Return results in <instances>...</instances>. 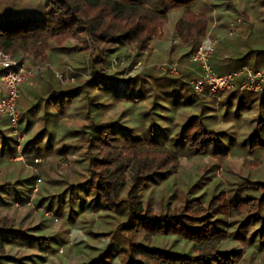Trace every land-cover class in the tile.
Segmentation results:
<instances>
[{
	"label": "rangeland",
	"instance_id": "374dc122",
	"mask_svg": "<svg viewBox=\"0 0 264 264\" xmlns=\"http://www.w3.org/2000/svg\"><path fill=\"white\" fill-rule=\"evenodd\" d=\"M1 1L2 7H13L15 16L21 12L28 13L23 9L27 8L23 4L31 6V3H25L27 0ZM144 1L147 2V7L155 9L153 0ZM194 10L210 20L208 33L203 39L207 38V42L217 40L218 43L222 40L229 43L233 41L231 37L243 28H250L252 33L259 34V39L264 38L260 33L264 27V0H198ZM33 17L39 19L41 16L37 14ZM179 20H183L181 10L168 11L166 29L154 40L152 50L145 55V59L131 63L132 59L129 61L123 53L126 46L114 45V52L108 54L109 61L106 63L109 73H117V76L123 78L137 77L136 81L131 80L129 87L124 85L125 81H116L115 84L102 82L99 87L86 85L82 93L73 99L68 113L62 118L48 114L51 118L49 121L45 120L41 108L26 117L23 115L26 110H31L38 98L36 94L45 98V94L41 93L40 80L50 79L52 69L63 71L65 67H71L72 73L68 77H72L73 81L58 79L64 89L89 80V59L101 54L100 46L86 36L83 42L88 49L84 53L69 49L67 46L72 43L64 48L47 44L44 49H39L38 56L28 50L15 58L25 61L28 67L42 64L49 65L51 69L36 72L30 83L20 87L17 102L19 115L23 117L19 121L20 129L15 132L8 125L3 132L5 136H13L16 142L8 141L11 149L4 151V156L0 158V184L11 183L5 189H0V218L21 233L20 237L16 236L4 243L2 262L33 264V259L35 264H88L90 260L99 258L102 264H123L125 256L121 249L124 241L119 233L114 232L120 223L128 221L125 214L119 213L123 204L117 210H110L104 205L103 199H96L93 191L77 187L79 184L91 187L98 178V173L93 172L89 164L91 159L101 157L97 150L89 149L88 135L85 132L95 133L96 128L102 125H115L119 129L126 127L116 132L114 137L115 144L120 147L118 149L131 151L139 148L135 149L140 153L137 157H122L117 163L120 172L117 178L123 181L119 199L125 198L134 176L151 172L146 169L156 162L155 154H174L171 156L173 164L158 170L161 175L152 173L154 179L145 180L139 192L143 211L156 214L174 211L183 206L188 198L197 197L198 193L206 191L202 205L204 209H209L211 199L217 203L216 197L219 195L224 196L230 204V197L234 190L237 192L239 182L244 186H247L245 182L248 180L264 182L262 91L259 94H245L229 103H226L228 94L225 93L220 94L219 99L199 98L191 106L186 103L184 105V100L193 93L190 82L194 77L195 67L187 57L179 61V55L186 47L173 28ZM237 20H241V24L230 36L226 27ZM263 46L264 40L252 45L256 49ZM256 60L260 61L257 68L264 69L263 62L259 58ZM164 62L179 64L177 73L170 74L160 70L158 65ZM250 62L252 65L249 67H254L252 60ZM83 64L85 69H79ZM135 65L139 67L133 70ZM181 70L192 74L190 85L187 86L189 91L184 87L178 90L179 85L173 82V78L181 75ZM124 91L129 94L128 97L114 95ZM191 115L198 116L197 121H200L203 129L215 132L214 136L207 135V146L201 154L188 149L182 141H177L181 126L189 121ZM27 120L29 126L25 129ZM260 120L263 123L258 127ZM107 131L111 132L108 128ZM50 132L54 137L51 147L45 149ZM253 133L256 134L254 139L257 143L251 149L250 138ZM36 135H39L38 143L33 148L38 147L39 151L34 149L24 155L23 144ZM226 137L228 139H224ZM152 141H156L157 145L151 144ZM28 177L31 178L29 185H25L24 181L15 183L16 180ZM38 178L41 182L33 195L32 190ZM71 189L76 190L79 195L75 200L70 195ZM245 191H249L248 186L247 190L246 187L242 189L241 194ZM23 195L25 201L22 204L15 201L16 197ZM242 210L215 221L216 227L226 234L217 244V249L230 257L234 252H240L235 264H264V242L258 243L259 232L254 235L260 221L256 220L241 235H235L237 219L248 213V209ZM216 217L208 219L214 222ZM22 238L26 240L23 242ZM137 240L163 250L196 254L190 242L175 236L138 237Z\"/></svg>",
	"mask_w": 264,
	"mask_h": 264
},
{
	"label": "trees",
	"instance_id": "16d2710c",
	"mask_svg": "<svg viewBox=\"0 0 264 264\" xmlns=\"http://www.w3.org/2000/svg\"><path fill=\"white\" fill-rule=\"evenodd\" d=\"M27 2L31 3V6L23 4V6L27 7L23 9H26L28 13L21 12L15 16L13 15V7H2L3 3L0 0V22H2L0 23L2 24L0 25V50L2 52L10 54L14 58H19V56L23 55V52L29 50L32 54L38 56L39 49H44L47 44H53L57 48H64L72 43L71 46H67L69 49L84 53L88 49L83 42L86 36L92 38L102 49L100 55L96 54L95 58L89 59L91 77L81 85L64 89L53 72H50L52 76L50 79L41 78V93L42 95L45 94V98L36 94L38 98L32 104L31 110L24 112L25 116L23 115V117L28 116L33 111H39L41 108L43 119L48 121L51 118L48 114L57 118L64 117L68 113L69 105L73 99L82 93L83 87L86 85L99 87L102 82L115 84L116 81H125L124 85L129 87L131 80L133 82L136 81L137 77L132 79L123 78L117 76V73H109L106 66L109 61L107 60L109 58L108 54L114 52L112 51L115 49L114 45L126 46L123 53L129 61L132 59L131 63L136 62L138 59H145L147 57L145 55H148L152 50L154 40L159 38L166 29L169 10L178 9L182 11L183 20L177 21L173 26L175 34L179 35L182 45L186 46L179 55V61L186 59L192 51L197 49L206 37L210 24L207 16L195 12L194 7L198 0H153L155 9L147 7V2L144 0H27L25 3ZM37 14L41 16L39 19L33 17ZM240 14L243 15V13ZM244 18L246 17L244 16ZM229 24L226 27L228 31ZM240 24L236 26V30ZM261 30L262 32L260 33L264 37V27ZM258 35L257 33H252L250 28H243V30L231 37L233 41L227 43L221 40L216 43L210 57V63L213 68L218 73H226L227 70L233 71L243 66H248L252 60L253 68L256 69L258 64L256 59H264V46L261 49L252 47L255 43L257 44L259 41L264 40V38L259 39ZM79 69L84 70V64ZM3 74L4 70L0 69V77ZM191 77V72L181 70V75L178 78H173V82L175 81L179 85L178 90H182L183 87L188 88ZM191 90L193 93H190L189 98L184 100V105L186 103L191 106L197 101L194 99L197 93L193 90L192 85ZM115 91L118 92L116 89ZM238 94L237 91L231 92L226 101L228 103L231 102L236 98V95L239 98L243 97V95ZM114 95L117 97L129 96L126 91L119 94L115 93ZM261 95L264 98V90ZM198 96L204 99L207 98L206 94ZM49 109L54 110V112ZM192 115L189 117V121L181 126V134L178 136L177 141H182L188 149L201 154L207 146V137L214 136L215 132L203 129L199 124L200 121H197L198 116ZM23 117L20 116V121H22ZM262 123V120H260L258 127L262 126ZM8 125V119L0 120V127ZM28 126L29 120L26 122L25 129ZM107 128L110 129V133H108ZM121 129L115 127V125L106 124L97 127L95 133L85 132L88 135L89 149L97 150L101 158L91 159L89 164L91 170L98 173L96 182L93 185L91 184V187L88 185L85 187L82 184L77 185V187H82L85 191H93L96 194V199L104 200V205L110 210H117L123 204L119 213L125 214L128 221L120 223L114 231L119 233V236L124 241L121 249L125 256L123 264H235L240 252H234L233 256L230 257L217 249V244L226 234L223 230L216 227L215 221L222 219V216L237 214V212L243 211V208L248 209V213L241 219H237L238 224L235 229V235H241L243 230L249 229L258 220L260 225L254 235L259 232L258 243L263 244L264 182L262 181L248 180L245 182L249 191H245L244 194H241V191L244 187L247 190V186L239 182L237 192H234V190L230 197V204L225 200L224 196L219 195L216 197L217 203L211 199L209 209H204L202 205L204 197L207 195L206 191L202 192V194L198 193L197 197L188 198L183 206L174 211L168 210L163 214H156L148 210L143 211L139 192L142 190L146 179H154L153 175H151L152 173H160L161 175L158 170L166 165L173 164L171 156H174V154L170 152L155 154L156 162L146 169V171L151 172L134 176L125 198L119 199L123 181L117 178L120 174L117 163L122 157L132 158L140 154L138 150H135L139 149L138 147H132L131 151H129L130 149H118L120 147L115 144L114 137L117 135L116 132ZM149 131L151 132V127ZM3 132L4 130L0 128V138L2 139L0 157L4 156V151L11 149L9 145L5 149V142L11 140L14 143L16 142L13 136H5ZM38 137L39 135H36L34 138L25 141L22 148L24 155L34 149L39 151L38 147L33 148V145L38 143ZM53 137V133L50 132L45 149L51 147ZM254 138H256L255 133L250 138L251 149L255 147L256 144L254 143H257ZM151 144L157 145V142L152 141ZM13 151H15L14 148ZM22 181H24L25 185H29L31 178L19 179L15 183ZM10 184L9 182L0 184V189H5ZM76 192V190L71 189L70 195L74 200L79 196ZM24 197L25 195L16 197L15 201L22 204L25 201ZM215 203L217 205L214 207ZM249 209L252 210L250 211ZM215 216L217 217L214 218V222L208 219ZM5 221V219L0 218V264H6L1 261L4 257V243L14 239L16 236L20 237L21 233L19 230L13 229L11 225H7ZM148 236H175L190 242L192 247L195 248L196 254L191 255L163 250L137 240L138 237L145 238ZM40 239L45 238L40 237ZM21 240L24 242L26 239L22 238ZM8 257L5 256V258L9 259L10 257ZM32 261L35 264L33 259ZM88 264L102 263L98 258V260H90Z\"/></svg>",
	"mask_w": 264,
	"mask_h": 264
},
{
	"label": "built area",
	"instance_id": "2783aa9c",
	"mask_svg": "<svg viewBox=\"0 0 264 264\" xmlns=\"http://www.w3.org/2000/svg\"><path fill=\"white\" fill-rule=\"evenodd\" d=\"M229 24V34H233L237 23ZM217 40L207 42V38L192 51L187 59L194 65V77L191 80V85L195 93L206 94L209 97H215L219 92H253L259 93L264 86V69L251 70L247 66L229 71L226 73H218L210 63V57L214 51ZM139 65H135L132 69H137ZM51 67L49 65H36L28 67L25 61H19L8 54L0 51V69L4 70L2 75L3 93L0 95V118L8 119L9 126L18 131L20 115L17 109L20 87L30 83L36 72L42 71ZM162 71L176 74L179 69V64L173 62H164L158 65ZM54 76L60 81L70 82L74 79L69 74L72 73L71 67L67 66L63 71L52 69ZM20 129V128H19ZM13 132V131H12ZM21 132V130H20ZM16 137V136H15ZM22 145V141L20 146ZM41 180L37 179L32 192L33 195L37 191L38 183ZM30 205V203H27Z\"/></svg>",
	"mask_w": 264,
	"mask_h": 264
},
{
	"label": "crops",
	"instance_id": "0c3cea01",
	"mask_svg": "<svg viewBox=\"0 0 264 264\" xmlns=\"http://www.w3.org/2000/svg\"><path fill=\"white\" fill-rule=\"evenodd\" d=\"M237 52H238V48H237ZM259 60H261L262 62H263V65H264V60L263 59H259ZM260 62V61H259ZM258 61H257V63H259ZM258 65V64H257ZM248 67H249V65H248ZM250 68V67H249ZM251 70H259L260 68H256V69H254L253 67H251L250 68ZM229 71H231V70H227L226 72H229ZM25 88V87H24ZM24 90V89H23ZM22 90V91H23ZM264 90V89H263ZM262 90V91H263ZM3 93V81H2V78L0 77V95ZM230 94L231 92H219V93H217L216 94V98L217 99H219V95L220 94ZM239 94L238 95H245V94H256V93H253V92H238ZM261 93V92H260ZM257 94H259V93H257ZM199 94H196L195 95V100H199L198 98H200L199 96H198ZM201 95V94H200ZM206 97H208V98H210V99H214L215 97H209L208 95H206ZM228 97V96H227ZM236 98H237V95H236ZM235 100V99H234ZM226 103H228L227 101H226ZM227 113H228V111L225 113V116L227 115ZM0 119H5L4 117H2V118H0ZM7 127V126H6ZM5 126H2V127H0L2 130H4L5 128H6ZM123 129L124 128H126V127H122ZM5 131V130H4ZM224 139H228L227 137L226 138H224ZM2 139L0 138V153H1V146H2ZM10 143L7 141V142H5V146H6V148L5 149H7V147H8V145H9ZM1 158V157H0Z\"/></svg>",
	"mask_w": 264,
	"mask_h": 264
}]
</instances>
